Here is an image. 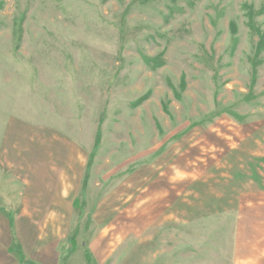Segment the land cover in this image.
<instances>
[{
  "label": "rangeland",
  "instance_id": "374dc122",
  "mask_svg": "<svg viewBox=\"0 0 264 264\" xmlns=\"http://www.w3.org/2000/svg\"><path fill=\"white\" fill-rule=\"evenodd\" d=\"M263 41L264 0H0V205L61 264H264Z\"/></svg>",
  "mask_w": 264,
  "mask_h": 264
},
{
  "label": "crops",
  "instance_id": "0c3cea01",
  "mask_svg": "<svg viewBox=\"0 0 264 264\" xmlns=\"http://www.w3.org/2000/svg\"><path fill=\"white\" fill-rule=\"evenodd\" d=\"M62 240L54 227L40 228L35 221H25L24 198L0 205V264H25L17 254L18 248L33 264H61Z\"/></svg>",
  "mask_w": 264,
  "mask_h": 264
},
{
  "label": "trees",
  "instance_id": "16d2710c",
  "mask_svg": "<svg viewBox=\"0 0 264 264\" xmlns=\"http://www.w3.org/2000/svg\"><path fill=\"white\" fill-rule=\"evenodd\" d=\"M261 47L264 48V41H263ZM17 254L19 255V258L21 259V261L24 262L25 264H33V263L26 260V258L23 256V253L20 251L19 248H18ZM85 256H86L88 264H92L93 259H92L91 254L89 252L85 251Z\"/></svg>",
  "mask_w": 264,
  "mask_h": 264
}]
</instances>
